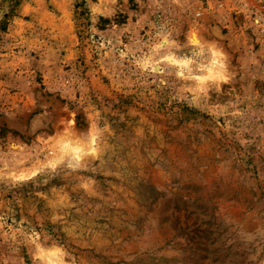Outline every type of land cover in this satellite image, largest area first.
I'll return each instance as SVG.
<instances>
[{
  "label": "rangeland",
  "instance_id": "rangeland-1",
  "mask_svg": "<svg viewBox=\"0 0 264 264\" xmlns=\"http://www.w3.org/2000/svg\"><path fill=\"white\" fill-rule=\"evenodd\" d=\"M0 264H264V0H0Z\"/></svg>",
  "mask_w": 264,
  "mask_h": 264
},
{
  "label": "bare ground",
  "instance_id": "bare-ground-1",
  "mask_svg": "<svg viewBox=\"0 0 264 264\" xmlns=\"http://www.w3.org/2000/svg\"><path fill=\"white\" fill-rule=\"evenodd\" d=\"M190 41H191V42H195V41H196V39H195V36H194V35H192V36L190 35Z\"/></svg>",
  "mask_w": 264,
  "mask_h": 264
}]
</instances>
